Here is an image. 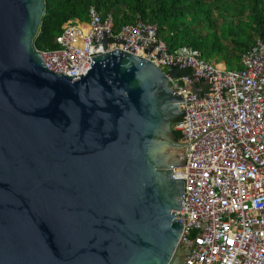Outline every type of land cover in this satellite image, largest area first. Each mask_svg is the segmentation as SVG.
<instances>
[{
  "label": "water",
  "instance_id": "obj_1",
  "mask_svg": "<svg viewBox=\"0 0 264 264\" xmlns=\"http://www.w3.org/2000/svg\"><path fill=\"white\" fill-rule=\"evenodd\" d=\"M46 3L0 0V264H188L176 133L194 101L122 50L80 79L50 71Z\"/></svg>",
  "mask_w": 264,
  "mask_h": 264
},
{
  "label": "built area",
  "instance_id": "obj_2",
  "mask_svg": "<svg viewBox=\"0 0 264 264\" xmlns=\"http://www.w3.org/2000/svg\"><path fill=\"white\" fill-rule=\"evenodd\" d=\"M89 18L67 23L57 49L35 45L46 67L80 79L92 58L122 50L161 69L183 100L194 101L180 105L181 135L189 138L179 211L188 264H264V41L242 54L241 68L229 70L193 48L171 52L158 26L142 19L116 33L113 15L92 7Z\"/></svg>",
  "mask_w": 264,
  "mask_h": 264
},
{
  "label": "trees",
  "instance_id": "obj_3",
  "mask_svg": "<svg viewBox=\"0 0 264 264\" xmlns=\"http://www.w3.org/2000/svg\"><path fill=\"white\" fill-rule=\"evenodd\" d=\"M219 4L231 12L220 36L213 29L214 6ZM92 7L104 17L113 15L116 33L142 19L158 26L159 37L171 52L193 48L208 61L217 59L225 63L229 70L241 68L242 54L257 40L264 41V0H47L37 49H57V38L64 26L74 20L88 23ZM203 21L211 33L203 35L198 30ZM224 42L231 47L229 53L234 60L226 58ZM176 135L183 138L180 133Z\"/></svg>",
  "mask_w": 264,
  "mask_h": 264
},
{
  "label": "rangeland",
  "instance_id": "obj_4",
  "mask_svg": "<svg viewBox=\"0 0 264 264\" xmlns=\"http://www.w3.org/2000/svg\"><path fill=\"white\" fill-rule=\"evenodd\" d=\"M215 14L213 16V20L215 22V25L213 26L214 30H217L219 36L222 34L221 28L224 26V24L231 19V12H229L225 6L216 5L214 6ZM198 30L205 35L206 33H211V28H209L208 24L205 23V21L202 22L201 26L198 28ZM223 48L226 51V58L230 60H234L231 53V47L227 43H222Z\"/></svg>",
  "mask_w": 264,
  "mask_h": 264
}]
</instances>
